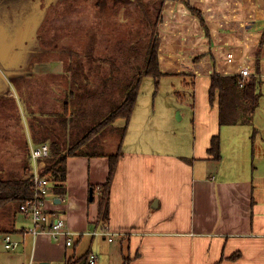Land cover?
Masks as SVG:
<instances>
[{
	"label": "crops",
	"instance_id": "obj_1",
	"mask_svg": "<svg viewBox=\"0 0 264 264\" xmlns=\"http://www.w3.org/2000/svg\"><path fill=\"white\" fill-rule=\"evenodd\" d=\"M190 2L202 12L209 35L183 2L165 0L158 24L162 35L158 59L162 72L182 76L183 84L192 81L193 86H187L191 93L181 100L176 93V104L175 100L152 103L166 113L162 118L176 121L171 142L130 139L121 149L110 185L107 227L115 235L110 243L117 240L126 252L117 264L124 260L127 264H264V117L254 118L252 130L247 124L221 125L216 95L213 103L209 101L215 72L239 76L240 69L247 67V78L255 75L260 81L258 91L264 85V47L259 73L255 66L264 0ZM228 53L233 54L231 61ZM146 113L139 111L138 117ZM214 135L220 138L219 159L208 152ZM107 175L105 155L68 156L65 191L58 193L54 185L46 208L60 214L79 236L66 247L47 233L32 235L27 232L32 219L24 215L28 224L0 233L1 243L5 233L19 243L15 250L4 249L14 252L10 263L61 264L92 250L95 237L89 236L78 253L77 244L91 228L100 226L98 192L92 194L90 185L104 183Z\"/></svg>",
	"mask_w": 264,
	"mask_h": 264
},
{
	"label": "rangeland",
	"instance_id": "obj_2",
	"mask_svg": "<svg viewBox=\"0 0 264 264\" xmlns=\"http://www.w3.org/2000/svg\"><path fill=\"white\" fill-rule=\"evenodd\" d=\"M34 1L2 0L0 13L5 23L12 26L18 9ZM40 4V21L25 45L23 57L9 74L0 70L2 86L7 88L0 86V178L22 174L26 163L31 167L29 141L48 144L50 139H56L68 149L120 103L123 86L135 84L142 70L149 29L138 0H50ZM157 29L161 31V27ZM140 78L131 131L132 115L126 128L124 119L118 118L88 134L90 138L81 145V150L109 153L118 145L123 149L130 139L173 140L176 121L162 118L166 113L161 112L160 106L152 107V103L175 100L176 104V93L182 95L180 100L189 97L190 85L182 83V76L173 74L162 75L158 83L150 75ZM9 91L11 96H5ZM259 91L261 103L254 117L240 107L242 111L236 109L235 119L249 122L234 124H247L252 130L254 118L264 117L263 84ZM139 111L147 113L138 117ZM63 119L64 124L60 121ZM28 223L15 202L0 209L2 232L16 224ZM89 236L86 233L82 236L77 253L89 243ZM104 239L96 237L91 244L98 254V263L117 264L126 255L125 250L120 249L117 240L110 243ZM13 253L4 250L0 239V264H12Z\"/></svg>",
	"mask_w": 264,
	"mask_h": 264
},
{
	"label": "trees",
	"instance_id": "obj_3",
	"mask_svg": "<svg viewBox=\"0 0 264 264\" xmlns=\"http://www.w3.org/2000/svg\"><path fill=\"white\" fill-rule=\"evenodd\" d=\"M165 0H147L143 3L142 0H138V4L142 9L143 16L147 19L148 22L147 28L149 29L146 48L142 56V70L138 74L136 83L127 86H123L124 92L122 94L123 98L120 103L109 109L107 115L98 122L94 128L89 130V132L84 135L81 139L77 140L75 143H72L68 149H65L61 141L56 139H50V156L46 159V166L43 172L51 174L54 182L56 183L53 187L58 193L63 194L65 191V180H66V159L68 156L72 155H105L108 157V175L104 183L98 185H90L92 194L96 191L97 195V204H98V216L97 223L100 225H107L109 220V196H110V185L116 170L117 162L121 153L120 145L117 148L109 153H103L101 151H91L87 152L81 150L80 147L85 143L86 139H89L91 132L98 129L100 125L103 127L113 123L118 118H123L125 121V126L128 123L132 111L134 109L137 97L140 92V76L150 75L154 78L155 83H158V79L166 74L160 70L158 52L160 47V36L158 33V24L161 19V9ZM183 2L186 7L194 14L199 22L201 27L204 29L205 34L208 36L209 31L208 27L204 21L202 12L194 7L190 0H175ZM147 5V7H146ZM148 5H150L148 7ZM154 9L151 13L150 10ZM264 47V27L261 32L259 39L258 47L255 53V66L256 73H259V58ZM196 59V58H195ZM137 76V74H136ZM241 82V77L238 75L234 76H222L218 73L212 74L209 84V101L213 103L215 95L218 101V110H219V123L224 124H234L238 122L246 123L248 120L238 121L235 119L237 111L236 109L246 108L248 114L251 116L253 111L258 105L260 93L258 87L260 81L255 75L247 78L242 86L239 87ZM186 84L193 86L192 81H186ZM241 110V109H240ZM67 111V106L65 104L64 115ZM242 111V110H241ZM62 124L63 121L60 120ZM47 140V139H45ZM208 152L213 155V158L219 159L220 157V138L218 135L212 136L210 140V147ZM30 179L31 171L30 168L24 164L22 174L0 178V209L5 207L9 202H15L17 207L31 197L32 191L30 188ZM93 196V195H92ZM7 216V215H6ZM2 233V231H0ZM89 251H86L82 255L76 257L75 259L69 258L61 264H87V255ZM127 260H124L123 264Z\"/></svg>",
	"mask_w": 264,
	"mask_h": 264
},
{
	"label": "built area",
	"instance_id": "obj_4",
	"mask_svg": "<svg viewBox=\"0 0 264 264\" xmlns=\"http://www.w3.org/2000/svg\"><path fill=\"white\" fill-rule=\"evenodd\" d=\"M232 57V53L227 54L228 61H231ZM249 75L250 72L247 67L240 69V86L243 85ZM28 145L31 161L30 188L32 194L30 198L19 205V211L32 219V225L27 228V232L32 235L47 233L53 240H62L66 247L72 246L79 234L68 227L60 214L50 212L46 208V198L56 184L51 174L43 172L46 166V159L51 153L49 144H33L29 141ZM87 234L95 238H105L108 242H112L115 239L114 233L108 229L107 225L96 226ZM2 245L6 250H15L19 243L13 239L10 233H5L2 235ZM98 260V254L90 249L87 255V264H98Z\"/></svg>",
	"mask_w": 264,
	"mask_h": 264
},
{
	"label": "flooded vegetation",
	"instance_id": "obj_5",
	"mask_svg": "<svg viewBox=\"0 0 264 264\" xmlns=\"http://www.w3.org/2000/svg\"><path fill=\"white\" fill-rule=\"evenodd\" d=\"M2 0H0L1 3ZM50 0H35L30 6L23 5L18 9L17 19L11 26L5 23L0 13V50L5 49L7 55L0 61V70L9 74L24 55L26 44L29 43L40 21V3ZM26 7V8H24ZM1 72V71H0ZM0 74V86H2ZM5 88V86H2Z\"/></svg>",
	"mask_w": 264,
	"mask_h": 264
},
{
	"label": "water",
	"instance_id": "obj_6",
	"mask_svg": "<svg viewBox=\"0 0 264 264\" xmlns=\"http://www.w3.org/2000/svg\"><path fill=\"white\" fill-rule=\"evenodd\" d=\"M5 49H1L0 50V61H2V59H4V56L7 55L6 51H3ZM39 264H49L48 261H41Z\"/></svg>",
	"mask_w": 264,
	"mask_h": 264
}]
</instances>
